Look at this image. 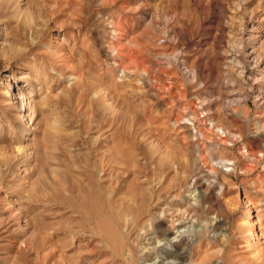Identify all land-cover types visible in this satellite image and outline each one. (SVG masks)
I'll list each match as a JSON object with an SVG mask.
<instances>
[{
	"label": "rangeland",
	"instance_id": "obj_1",
	"mask_svg": "<svg viewBox=\"0 0 264 264\" xmlns=\"http://www.w3.org/2000/svg\"><path fill=\"white\" fill-rule=\"evenodd\" d=\"M158 147L166 185L235 161L230 206L176 186L126 226ZM184 242L189 264H264V0H0V264H159Z\"/></svg>",
	"mask_w": 264,
	"mask_h": 264
},
{
	"label": "bare ground",
	"instance_id": "obj_2",
	"mask_svg": "<svg viewBox=\"0 0 264 264\" xmlns=\"http://www.w3.org/2000/svg\"><path fill=\"white\" fill-rule=\"evenodd\" d=\"M21 1H25V0H21ZM17 12L18 11L15 10V14H13V13L12 14L17 15ZM117 52L118 51L116 50V53ZM121 71L126 73L125 69H121ZM146 74L147 73L142 72V76H145ZM21 84L22 83L17 84V93L15 94L16 95L15 97L21 99V104L24 105V101H22L23 100V95H22L23 94V91H22L23 88H22ZM99 98H101V97L99 96ZM24 108H25V106H24ZM22 110H24V109H22ZM182 123L194 124L193 121H191V119H186V121L182 122ZM219 131H221V133H224L222 128H219ZM225 136H224V138L221 139V142H222L221 144H224V146H225V144L227 145L229 142L232 141V140H230V138L231 139L232 138H234V139L238 138V136H235V135H229L228 138H227L228 135H225ZM243 155L245 157L250 156L249 150L247 149L245 151V153L243 152ZM149 158L151 160H154V162H155L156 176H158V175L160 176L161 174H164L165 173L164 172L165 163L167 160L169 161V159H170L169 152L163 151L161 148L158 147L153 153V156H152L153 159L151 157H149ZM231 165H232V167H230ZM207 169L209 171L205 174L199 173V174L194 175L192 177V178H194V182L192 184H188V182H187V183H184V185H179V186L176 184L175 185L174 184L166 185V180H167L168 176H166V175L160 176V179L158 180V185H156L151 191L152 192L151 193V199L148 198V195H146L145 192H141L138 195L135 192L134 195H132V196H130V195L128 197L125 196V198L121 199V203L119 204V205H121L120 208L123 210V215L127 217V220L125 221V225L126 226H128V225L136 226L137 224L140 223V221L145 219L142 216L143 210L140 211V209H142L143 206H146L148 201H150L148 204H152L154 202L155 205H161L163 202L169 203L171 200L177 199L180 196V193L174 194V188L176 186H178V189H180V191L182 188H184V190L186 192H192L193 197L198 196V199L200 200L201 206L207 205V210H206L207 213L208 212H214L218 216H220V214H222V212L225 211V208L229 207L231 204V203H229L227 195H226L227 186L225 183H223L221 181L220 176H221V173H224L226 175L232 174L233 171L235 170V161H233L231 163L228 159L227 160L220 159L219 161L212 162L208 166ZM116 189H117V187H116ZM197 190H199L198 194H194V192H196ZM116 194L117 193L115 190L114 195H116ZM119 201H120V199L118 200V202ZM148 204H147L146 208L148 206L150 207V205H148ZM146 208L144 209V211L147 210ZM226 211H227V209H226ZM150 225H151V223H150ZM151 227H152V225L149 227V229H151ZM248 231H249L251 237H255V233H254L252 226H250V228H248ZM156 234H157L158 239L168 240L169 239L168 237L170 236V231L168 229L161 227V224H159V225H157V233ZM188 248L189 247H188L187 242L175 244L172 246V248H165V247H163L162 249L157 248L156 252H158V256L160 258L159 264H189L188 258L190 257V255H189ZM145 249L147 251H149L146 247L144 248V250ZM132 250L133 249L130 248L129 252H127L128 253L127 255L129 256L128 259H131V260L133 259V255H134V252H132ZM159 254H161V255H159ZM206 257H208V259H209L210 254L206 253ZM206 257H202L201 262L205 261ZM256 258H257V260H260L262 258V255L257 256V253H256ZM128 261H130V260H128Z\"/></svg>",
	"mask_w": 264,
	"mask_h": 264
}]
</instances>
